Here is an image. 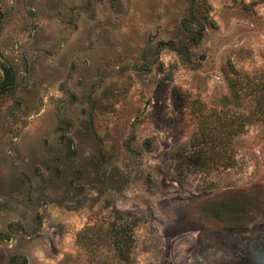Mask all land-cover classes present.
<instances>
[{
  "label": "rangeland",
  "instance_id": "obj_1",
  "mask_svg": "<svg viewBox=\"0 0 264 264\" xmlns=\"http://www.w3.org/2000/svg\"><path fill=\"white\" fill-rule=\"evenodd\" d=\"M263 75L264 0H0V264H264Z\"/></svg>",
  "mask_w": 264,
  "mask_h": 264
},
{
  "label": "trees",
  "instance_id": "obj_2",
  "mask_svg": "<svg viewBox=\"0 0 264 264\" xmlns=\"http://www.w3.org/2000/svg\"><path fill=\"white\" fill-rule=\"evenodd\" d=\"M228 86L238 105L245 100V94H248L249 98H253L254 94H256V98H258L255 104L248 103L252 113L247 114V112L242 111V113L233 115L229 122V127L232 131H240L250 122L249 120L252 116L264 118V75L256 83L250 78L234 76L229 79ZM257 86L259 87L256 88ZM126 230V225H117L116 223L109 224L107 227L102 225L96 227L95 225L88 226L78 234V245L82 249L89 245L91 248H95L94 250H97L102 243H105L113 250L117 258L123 260L128 256L129 252Z\"/></svg>",
  "mask_w": 264,
  "mask_h": 264
}]
</instances>
